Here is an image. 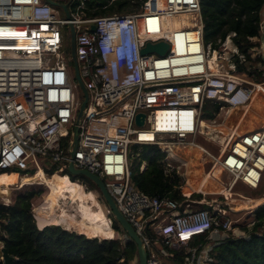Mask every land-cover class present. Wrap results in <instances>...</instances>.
Masks as SVG:
<instances>
[{
  "label": "built area",
  "instance_id": "1",
  "mask_svg": "<svg viewBox=\"0 0 264 264\" xmlns=\"http://www.w3.org/2000/svg\"><path fill=\"white\" fill-rule=\"evenodd\" d=\"M87 1L69 0L68 17L60 18L62 9L46 0H0V170L16 168L24 175L41 170L45 176L62 172L69 178L73 175L67 168L72 163L104 183L144 243L147 264H174L168 258L175 256L170 250L178 248L184 249L181 264H210L213 245L225 238L217 241L231 222L224 214L195 207L210 204L204 198L191 199L181 185L185 197L181 201L142 192L131 177L130 159L138 154L130 147L156 145L165 154L160 160L164 175L182 177L172 164L179 160L171 158L170 147L196 144L193 138L202 135L200 115L207 103L217 107L215 116L230 108L253 107L254 92L264 85V15L259 35L249 38L252 47L247 54L233 42L235 32L217 40L223 41L221 53L204 43L200 0H140L134 6L137 0H120L128 7L111 15L84 17L83 10L98 8L88 7ZM116 1L106 0L101 7ZM184 14L189 23L172 26L171 18ZM69 25L74 28L77 72L88 94L74 150L80 85L73 80L72 58L64 43L63 28ZM126 37L140 51L158 42L167 47L162 53L138 50L128 60L118 59L116 53ZM215 51L218 58L211 62ZM140 113L142 125L136 121ZM216 158L233 180L257 189L264 177V126L235 135ZM145 169L142 161L139 172ZM30 185L49 189L41 180ZM11 187L0 192V206L13 203ZM64 200L60 203L70 212V205L76 204ZM43 205L44 196L30 201V214L39 230L54 225L48 218L40 224ZM104 209L112 227L113 215L105 202ZM57 226L77 232L64 223ZM114 232L112 239L121 240L120 233ZM202 233L210 242L190 245ZM0 236L6 237L1 230ZM2 248L0 240V252Z\"/></svg>",
  "mask_w": 264,
  "mask_h": 264
},
{
  "label": "trees",
  "instance_id": "2",
  "mask_svg": "<svg viewBox=\"0 0 264 264\" xmlns=\"http://www.w3.org/2000/svg\"><path fill=\"white\" fill-rule=\"evenodd\" d=\"M104 3L106 0H88V7L98 6V8L93 12L83 10L82 15L84 17L111 15L128 7L125 1L120 0L102 8ZM200 7L204 43L210 44L213 49H216L218 39L223 40L229 32H235L233 42L238 46L240 52L247 54L248 49L252 47L249 38L258 36L260 33L259 22L264 15V0H200ZM256 80L260 82L262 77L258 74ZM206 105L211 109V118H214L217 107L211 103ZM224 113L221 122L211 123L212 130L216 133L210 135L208 143L215 147L220 145V141L217 140L228 136L238 122V118L232 120L229 117L228 110ZM134 147L135 150L140 147L138 155L130 159L131 177L137 188L151 196L167 195L176 201L184 199L185 197L179 190L182 177L176 174L166 177L163 173L160 160L165 154L156 145ZM142 161H146V169L139 172V165ZM208 161H210L209 169L205 171L204 165L199 169V172L205 174L207 184L203 174L200 173L202 177L200 186H195L194 189L188 187L184 192L189 194L191 199L200 200L202 198L200 193H202L214 201L216 196L222 195L216 187L219 167L212 160L207 159L206 162ZM194 166L195 176L199 181L200 176L197 170L200 165L198 161L194 162ZM3 172L4 170H0V174ZM11 172L15 171H7V173ZM49 173H52V170ZM21 174L24 175L23 172ZM31 174L33 173L31 172ZM78 176L92 186L89 188L90 190L97 189L89 179L81 175ZM71 177L73 179L70 180L74 181V177ZM42 192L40 186H28L25 190L17 192L11 205L0 206V230L6 235V237L0 236V240L3 242V248L13 257L10 264H130L137 258L136 244L131 240L112 239L115 235L114 237H101L98 234L84 233L70 224H65V226L75 229L78 233L64 230L57 226L62 224L60 221L53 222L54 225L46 226L41 230L37 229L30 214V201ZM261 196L262 193L252 196V198ZM90 200L94 202L92 198ZM194 206L210 210V206L205 204H194ZM183 208L184 205L180 210ZM253 213L255 222L251 229H245V236H228L213 246L211 250L213 261L210 264H264V202L258 205ZM40 224L42 223L40 222ZM112 229L126 235L113 217ZM96 237L103 240H98ZM209 242L205 233H202L190 245L198 243L204 245ZM182 256L183 252L177 251L169 261L179 264L182 262ZM0 264H3L1 259Z\"/></svg>",
  "mask_w": 264,
  "mask_h": 264
},
{
  "label": "bare ground",
  "instance_id": "3",
  "mask_svg": "<svg viewBox=\"0 0 264 264\" xmlns=\"http://www.w3.org/2000/svg\"><path fill=\"white\" fill-rule=\"evenodd\" d=\"M182 23H189V17L185 14L181 16H174L171 18L172 26H178ZM227 46H231L229 40L227 42ZM217 58L218 53L216 51L212 52L210 61L212 62ZM213 64H216V62H214ZM260 87L261 85L258 86L254 92L252 100V104H254L253 107L255 106V102L259 97V94H264V91H260ZM255 97L256 100L254 102ZM260 103L261 105L255 107L256 112H251V109H249V107H245L243 109H226L229 111V117L232 120L238 118V122L237 125L232 128L230 134L224 137V141H226L227 145L223 149H220L216 155H214L204 146H201L199 144L197 145V143H183L180 145H171V158H175L177 160L182 159L185 164V174L186 168L191 167L192 164L194 165L196 156L205 158L203 165L207 161V159H210L219 167L220 173L217 179L219 190L221 192H230L234 190H241V192H243V189H240L242 188L243 184L239 181L233 180L232 176L219 163L216 157L226 151V148L229 146L230 140L233 139L235 135L243 132H250L264 126V105H262L264 104V99L261 100ZM247 115H250V119L248 120L252 122L250 125H247L248 121L245 123V118ZM258 124L260 125L256 126ZM201 166L198 168V170L201 168ZM35 180H41L43 184H46V186L49 187V189H47L46 195L44 196V205L40 209L39 217L41 223L47 221L46 219L48 218V221L50 223L60 221L64 224H70L71 226L77 228L80 232L98 234L101 237H114V230L110 226V221L105 215L106 213H104L102 206L99 204L97 199L95 200V194H85L80 183L70 180L66 175L64 176L59 173H53L51 176H45L41 170H38L36 173H33L31 175H18L15 172H3L0 174V192H8L9 185L20 184V186H23L25 184H32L35 182ZM188 187L194 189L187 182V185L183 187V191L186 192V189ZM229 187H231V189H229ZM61 198H70L71 200H73L72 203L76 204L72 206L70 205V212L66 210L65 206L61 205ZM91 198L92 200H94V202H91ZM262 202H264V196L257 200H253L252 198L237 203L244 208H249L251 206H255L256 204L259 205V203ZM71 214L75 218H73Z\"/></svg>",
  "mask_w": 264,
  "mask_h": 264
},
{
  "label": "rangeland",
  "instance_id": "4",
  "mask_svg": "<svg viewBox=\"0 0 264 264\" xmlns=\"http://www.w3.org/2000/svg\"><path fill=\"white\" fill-rule=\"evenodd\" d=\"M55 1L58 2V3H64V4H67L69 2V0H55ZM137 2H140V0H137L135 3H132V5L133 6L137 5L136 4ZM138 8L139 7H137L136 10ZM59 17L60 18H64L65 17L63 11L60 12ZM63 30L65 32H67V34L65 35V39H64L65 48L68 51V53H70V49H69V47H70V27L69 26H64ZM222 42H220V43L218 42V49H219V51L221 53H223V51H225L224 47H222ZM263 42L264 41L261 38V43H263ZM222 58H224V57L222 56ZM219 61H222V60H219ZM69 64H70V70H71V73H72L73 80L76 83H78V80L75 77V73H74L75 69H74L73 60H69ZM260 91L261 92L264 91V85H261ZM76 92H77V100L79 101L78 108L80 109V103H82V101L84 100V96H83V93H82V90H81L80 86H78ZM263 99H264L263 94H259V97L257 98V100L255 102V106L251 108V112H256V108L255 107H257L258 105H261V103H263V102L260 103V101L263 100ZM262 105H264V104H262ZM224 114H225L224 112H220L219 115H216L214 118H211L212 117L211 116V109H210V107L208 105H205L203 107L202 113L200 115V120H201L200 131L202 132V135L198 134V135H196L193 138V141L195 143H197V145L199 144L201 146H204L206 149H208L214 155H216L220 149H223L227 145V143H226V141H224V138H222L221 140H217L218 142L220 141V145L218 147H215L212 144L208 143V138L210 137V135L216 133V131L213 132L211 123H214L215 121L216 122H221L223 120V118H224ZM249 119H250V115H247L246 118H245V123ZM251 123L252 122L248 121L247 125H250ZM259 125L260 124H258L256 126H259ZM130 148L133 149V152L136 153V154L140 151V147L136 148V150H135V147H130ZM135 157H136V155H135ZM172 164L173 165L175 164V168L180 170L181 174L183 173V175H182V184H181L182 187L186 186L187 182H188L193 188V186H196L200 182L201 178H200V180L197 183L189 182V179L187 178V173L185 174V171H184L185 170V164L182 161V159H179V161H173ZM191 168L193 169V166H191ZM209 168H210V161L205 162L204 166H203V169L206 171ZM7 171H15V173H17L18 170L16 168H13L12 170H5L4 172H7ZM32 171L33 170L27 171V173H30ZM18 172H19V174H21L23 171H18ZM200 173H202L205 176V174L203 172H200ZM59 174H62V172L59 173ZM218 174H219V172H218ZM198 175L201 176L199 173H198ZM217 177H218V175H217ZM69 179H73V178L69 175ZM76 179L78 180V183H83L84 182L87 186L89 185L86 182L85 179H83V178H81L79 176L74 177V180H76ZM205 180H206V178H205ZM216 182H217V180H216ZM206 184H207V180H206ZM28 186H38V185H30V184H25L23 186H20L19 184L18 185L17 184L12 185L11 190H12L13 196H15L19 190H25ZM40 187L42 188L43 192L41 194L33 197V201L34 200L38 201L39 199H41L45 195V193H47V189L46 188H44L43 186H40ZM81 187L83 189L82 185H81ZM196 187H198V186H196ZM216 187L219 190V187L217 186V184H216ZM88 188H92V186L89 185ZM240 189H243L242 190L243 192H241V190H234V191H230V192H221V191H219L222 195L216 196L214 201H212L211 197H208V195H204V194L200 193L202 195V198H204L205 200H207V202H209L211 213L212 212H216L217 214H224L225 218H227L231 222L230 229L225 231V232H222V235H220L218 237L217 241H219L221 239V237H228V236H230V237H241V236H245L246 235V230L245 229L249 230V229H251L253 227V223L255 222V216H254L253 210L256 208V206L249 207V208H243L240 204L237 203V201H243V200H246V199H252V196H257L258 194H261V193H262V196H264V194H263L264 193V177H263V180H262L260 186L257 189H250L247 186H245L244 184H243L242 188H240ZM91 190H94L96 192L87 191V194H96L95 197H96L97 201L100 203V205L102 206L103 211L105 213L104 202L97 195L98 189L93 188ZM83 192L85 193L86 190L83 189ZM194 193H199V192H194ZM64 199L65 198H61V200H63V203H66L67 201H65ZM253 199H256V198H253ZM71 216H73V215L71 214ZM119 236L120 237L122 236L121 240H123V241L125 240L124 239L125 238L124 235L119 234ZM101 240H103V239H101ZM170 251H171V253H175L177 251L178 252L182 251L183 254H184V249L183 248H178L176 250H170ZM168 259H171V258H168ZM130 264H138L137 258H135L132 262H130ZM179 264H181V263H179Z\"/></svg>",
  "mask_w": 264,
  "mask_h": 264
},
{
  "label": "water",
  "instance_id": "5",
  "mask_svg": "<svg viewBox=\"0 0 264 264\" xmlns=\"http://www.w3.org/2000/svg\"><path fill=\"white\" fill-rule=\"evenodd\" d=\"M46 1L53 6L60 7L62 9L64 15L66 17H68L69 12H68L66 4L58 3L55 0H46ZM69 27H70V56H71L73 63H74L75 77L77 78V80L79 82V85L81 87V90H82V93L84 96V100L82 101V103L80 105V109L77 113L76 122H75V126L73 129L72 149L74 150L76 147L77 138H78V124L80 123L82 110L85 106V102L87 100L88 94H87V90L84 87L83 83L81 82L79 75H78V72H77L76 60H75V50H74L75 49L74 28L72 25H69ZM92 29H94V26H92ZM166 47H167V44L164 42H158L156 44H147L146 47L142 50V52L158 51V52L162 53L164 51V49H166ZM143 120H144V114L140 113L136 116V121L139 125L143 124ZM67 169L71 175H73V176H78V175L84 176L87 179H89L93 184H95V186L97 187L98 192L100 193L101 197L103 198L105 204L110 208L114 219L117 221V223L122 228V230L126 233L128 240H131L136 244L138 264H147L146 263L147 252H146L144 243L142 242L141 238L137 235L134 228L130 225V223L119 212V210L117 209V206L115 205L114 200L112 199V197L107 192V190L104 186V183L101 181V179L98 176H96L95 174H92L85 169L75 168L72 163L68 164ZM1 252H2L3 264H10L13 257L7 253L5 248H2Z\"/></svg>",
  "mask_w": 264,
  "mask_h": 264
},
{
  "label": "crops",
  "instance_id": "6",
  "mask_svg": "<svg viewBox=\"0 0 264 264\" xmlns=\"http://www.w3.org/2000/svg\"><path fill=\"white\" fill-rule=\"evenodd\" d=\"M197 158V159H196ZM196 158H195V160L194 161H198V164L201 166L202 164H203V162H204V159L205 158H201V157H198V156H196ZM192 166H193V169L191 168V167H189V168H186V173H187V178L189 179V182H191V183H197L198 182V179H197V177L195 176V172H196V170H195V166L192 164ZM197 172L200 174V172L197 170ZM220 173V172H219ZM204 176V175H203ZM218 177H219V174H218ZM218 177H217V179H218ZM200 178H201V180H200V182L196 185V186H200V183H201V181H202V177L200 176ZM204 179H205V176H204ZM216 184H217V182H216ZM202 185V184H201ZM206 185V184H205ZM218 186V185H217ZM193 187H195V186H193ZM262 197V196H261ZM261 197H259V198H256V199H253V200H257V199H260ZM237 202H242V201H237ZM263 203V202H262ZM261 203H259V205H260ZM256 207L258 206V204H256L255 205ZM251 207H254V206H251ZM244 208V207H243ZM169 261V260H168Z\"/></svg>",
  "mask_w": 264,
  "mask_h": 264
},
{
  "label": "clouds",
  "instance_id": "7",
  "mask_svg": "<svg viewBox=\"0 0 264 264\" xmlns=\"http://www.w3.org/2000/svg\"><path fill=\"white\" fill-rule=\"evenodd\" d=\"M140 51V49H138V45H133V44H129L128 38H124L122 41V45L121 48L119 49V51L116 53V57L118 59H120L121 57H125V59H129V55L130 53H135L136 51ZM142 52V49L141 51Z\"/></svg>",
  "mask_w": 264,
  "mask_h": 264
}]
</instances>
